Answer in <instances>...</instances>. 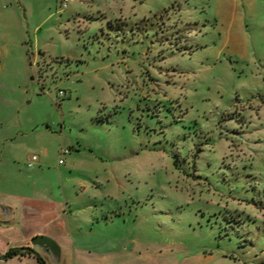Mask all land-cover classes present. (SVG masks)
I'll list each match as a JSON object with an SVG mask.
<instances>
[{"label":"rangeland","instance_id":"obj_1","mask_svg":"<svg viewBox=\"0 0 264 264\" xmlns=\"http://www.w3.org/2000/svg\"><path fill=\"white\" fill-rule=\"evenodd\" d=\"M24 194L126 220L155 264H264V0H0V197Z\"/></svg>","mask_w":264,"mask_h":264},{"label":"crops","instance_id":"obj_2","mask_svg":"<svg viewBox=\"0 0 264 264\" xmlns=\"http://www.w3.org/2000/svg\"><path fill=\"white\" fill-rule=\"evenodd\" d=\"M67 210L66 201L49 196L24 194L18 198L0 197V253L5 254L13 247H30L40 256H47L51 262L56 255L62 257L66 264H155L150 262L144 243L138 237L131 239L127 236L126 220L122 222L108 216L93 215L73 217L74 214L70 215ZM90 221L93 227L88 231L82 226ZM104 232H110V236L107 237ZM91 234L98 247L85 245L84 239ZM37 235L53 239L59 251L53 253L46 246L33 244L32 240ZM98 239L108 242V245ZM103 246L106 248L103 249ZM31 256L38 258L35 254L14 258ZM0 261L7 260L0 258Z\"/></svg>","mask_w":264,"mask_h":264},{"label":"water","instance_id":"obj_3","mask_svg":"<svg viewBox=\"0 0 264 264\" xmlns=\"http://www.w3.org/2000/svg\"><path fill=\"white\" fill-rule=\"evenodd\" d=\"M33 244L40 245V246H46L48 249H50L53 253H57L59 251V248L57 246V243L44 235H37L32 240ZM30 247H22V249L26 250ZM1 258L5 259V255H0Z\"/></svg>","mask_w":264,"mask_h":264},{"label":"trees","instance_id":"obj_4","mask_svg":"<svg viewBox=\"0 0 264 264\" xmlns=\"http://www.w3.org/2000/svg\"><path fill=\"white\" fill-rule=\"evenodd\" d=\"M27 254H35L38 257V259L40 260L41 264H47L46 261L44 260V258H42V256H40L38 253H36L31 248L24 250V249H22V247H13L9 251H7L5 254L0 253V255H5V259L17 256V255L23 256V255H27Z\"/></svg>","mask_w":264,"mask_h":264},{"label":"built area","instance_id":"obj_5","mask_svg":"<svg viewBox=\"0 0 264 264\" xmlns=\"http://www.w3.org/2000/svg\"><path fill=\"white\" fill-rule=\"evenodd\" d=\"M60 95H64V92H63V91H60ZM69 152H70L69 149H64V148H62L61 151H60V155H61V156H64V154H67V153H69ZM38 161H39V156L36 155V154L32 155V157L30 158V161H29V166H34V164H35L36 162H38ZM64 162H65L64 159L61 158V159H60V163L62 164V163H64Z\"/></svg>","mask_w":264,"mask_h":264}]
</instances>
